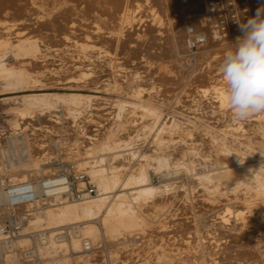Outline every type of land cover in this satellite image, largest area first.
Wrapping results in <instances>:
<instances>
[{
	"label": "bare ground",
	"instance_id": "obj_1",
	"mask_svg": "<svg viewBox=\"0 0 264 264\" xmlns=\"http://www.w3.org/2000/svg\"><path fill=\"white\" fill-rule=\"evenodd\" d=\"M218 1L219 0H188V3L184 5L182 0H0V52L7 48L9 49V47L11 46H14L13 48L16 47V50H18L19 56L23 58H29L33 60L40 58V55L42 54V48L39 43V39L41 40V38L32 36V33H30L31 35L25 33L23 32V30H20V28H30V23L31 26L38 24H47V27L51 26V28H54L55 18H58L59 22H61L62 24L60 30L61 32L59 34H61L60 37L63 36L62 41L65 42L64 46L70 48L73 47L75 48V50L77 49L75 52L78 51L79 53H82L84 55L92 51V42L89 40H91L93 37H96L95 39L100 38L102 40L106 38L104 40H108V43L110 40L112 44H109V46L111 45L114 48L115 45L113 46V43L116 45L120 44V47H122L121 50L125 49V51L128 48L129 40L133 36L136 37V34L139 36V41L140 39L144 42L155 41V44H157V42H164V44L168 47L167 52H165L168 56L171 57V60L173 58L176 66L175 68H177V70L181 72V74L190 73V75H188V78L185 77L187 78V83L186 81L184 83L188 84L187 86L189 87H195L194 92H192L193 90H190L192 92V97L194 100L191 102H194L195 106H197V104L204 105L209 109V111H211L214 115L218 116L222 120L228 119L230 122L235 124L237 123L238 125L241 120H237L234 118L233 113L227 103L226 83L220 73V66L222 64L225 53L234 47L233 44L236 42V38L243 35V33L239 30V23L246 22L248 18L253 17L256 13L257 8L261 5H264V0H240V2L239 0H226L231 3L230 5L232 7L228 9H233L234 12H232L235 15V17L233 15L234 18L229 14L230 11L228 12V15H230L232 18L226 14V11L224 12L226 4L223 8L218 4ZM215 6L217 8L221 7L222 13L224 14L223 20L225 22V29L227 32L225 37L216 41L213 40V33L210 23L211 18L215 19L218 17V14L215 11L211 12V8ZM210 12L212 14H210L209 16L208 13ZM56 24L58 23L56 22ZM61 24H59V28ZM139 26L142 31H140L139 29L138 30L142 33L138 34V32H136V28H139ZM191 27L197 32L206 35L209 40L207 47L201 53V57L199 58V61L201 60V62L198 65V68L194 71V73H196L194 75L191 70L192 65L190 64V50L188 46V29ZM32 32L34 33V31ZM77 33L84 36V38H82V40H80L79 42L83 43V40L85 39L86 41L91 43H75L74 40L76 41L77 38L74 37ZM78 36L79 35H77V37ZM107 36L109 37L107 38ZM50 38L52 43L57 38H59V36H51ZM43 40L41 41L43 42ZM101 41H97L98 45L99 43L101 44ZM45 42L47 41L45 40ZM57 42L58 41H56V44ZM149 42L147 44H149ZM94 44L96 45V43ZM104 45H107V43ZM111 46L109 47V49L111 48ZM99 47L100 46H98V49ZM70 48L69 50H71ZM99 50V52L102 53L101 49ZM108 51L111 52V50ZM108 51L106 50L107 55ZM72 53L73 52H71V54ZM73 54L76 55L77 53ZM94 54L96 55V53H93V55ZM102 54L106 53L103 52ZM1 56L2 55L0 54V78L1 80L4 79L6 82H12L9 84L10 88H8L16 89L17 87L24 88L29 86V84H31V82L35 78L33 77L34 71L24 65H11L9 62L2 58L3 56ZM89 56L92 57V54ZM105 57L107 60L106 55ZM75 60H77V58ZM109 62L111 61H108V64H110ZM95 65H97V63ZM153 66L154 65H152V68ZM96 67L97 66H95L94 68ZM168 68V66L163 67L161 65L158 67V70H149V73L146 76L142 77L140 75H136V78L152 79L154 83L151 89L154 90L160 83H164L163 80L167 78V76L164 77V74L170 71ZM82 70L84 71V69ZM88 71L86 70V72ZM176 71L174 70V73ZM90 72L92 73V71ZM160 72L161 74H163L162 76L159 75ZM51 73L54 75L53 72ZM91 73H89V75ZM178 73L176 72L175 76H177ZM156 74H158L159 76L154 77V75ZM171 74L172 73H170V75ZM172 76L171 78H173ZM178 76L182 77L180 76V73ZM50 77L51 76H47L48 79ZM96 77V79H98V76ZM56 78L58 77L56 76ZM56 80L58 81V79ZM86 80H83L82 78L83 82H88V80ZM96 81L94 82L96 83ZM166 81L167 80L165 79V82ZM44 82H46V80ZM115 85L118 86L117 84ZM165 85L166 87H169L167 86V84H164L163 86ZM158 87H160V85ZM141 89H137L134 92V97L141 99L140 105L130 102L131 104L130 106H128V110L127 104L129 103H118L116 105L117 112L115 111V113L117 120L120 121L124 117L125 113H127L126 121L121 122L118 125V130L116 132L112 130L104 134L103 141L99 145L97 144L98 146L96 147L91 146L93 137L88 133L87 123L90 118L82 115L83 112L80 113L78 109L73 110L69 108L67 110L69 116L68 118L70 119V121L68 120V118L66 119V121L68 120L69 122L67 121L68 123L65 125L64 129H62V133L64 134V136L62 137L59 134L60 136L58 139H46L45 136L40 135L41 133L35 134L32 126L27 125V123V126H24L25 129L22 128L20 122H31V120H33L34 118L35 109H52L53 106L50 102V99L52 97L56 98V100L58 99L65 101L72 106H77L83 102H97L101 99L100 97L82 94H70L67 96H61L58 94L47 93L23 96L24 107L18 110V121L15 122L14 126L15 129L21 128L24 129V132H29V139L24 138L26 135L22 137V134L20 133L21 135H18V139L7 140V149L4 147L6 150H2L3 148L1 149L2 143L0 142V173L3 169L12 171L13 169H18L23 166L26 168H31V171L36 176L41 174L43 178L50 177L55 172V169L53 168V159L57 158V153H59L63 156L64 160H73L80 170L84 171L87 176L91 177L93 183L98 188L99 193L97 197L85 198L80 203L63 202L64 200L61 198H45L39 199L33 204H27L19 207L20 209H27V211L30 213L33 211L34 206H40V203H43V205H47L43 212L27 215L28 218H32L30 220V227H33L34 229L46 230L51 235L50 245L47 248L41 250L43 258L49 262L48 264H53L55 259L60 256L62 257V264H74L71 261V258L68 257V255L76 256L74 258L77 259L76 264L83 263L86 257L91 258V253L87 256L80 254L82 250V242L80 239L73 238L71 242L69 241L64 243H58L54 239V233L56 231L66 226L78 224L80 226V231L84 235V237L90 239L93 247L92 252L95 249L103 248V239H105L108 243H115L116 247L118 248L114 249L113 251L111 250V255L115 258V264H264V167H262L261 164H248L241 169H230L229 165V168L225 166L227 169L224 167L226 170L219 173L218 177L216 178L212 176L213 174H204L201 176V178H199L200 176L198 178L196 177L197 179L202 181L203 185V187L199 190L201 191V189H204L210 195V197H208V194L206 195L208 198L202 196L204 198L202 200L200 199L199 201L198 198L200 197L198 196L203 195V193L205 192L203 191L201 195L197 194L198 196L195 195V197L197 196L196 200L198 201L196 202L194 200L197 209L195 211L196 214L194 213L196 216L193 214V209L195 208H193L192 204L189 202V196L187 197L184 195L182 197V195H172V197H181L178 199H181L180 203L182 207H180L182 208V210H184V212H186V217L180 218L181 215L179 216V214H177L176 217H179L180 219H176L174 215L176 220L172 221L174 217L172 219L169 217L171 221H168L169 219H167L168 222H161L157 227H154L152 226V224H150V222L148 221L149 218L147 216L148 214H150L149 205L155 202L156 198L159 195L163 194L164 196V194L169 193L171 190V185H153V180L151 179L147 167L145 166L146 164H143V161L151 158L152 162L154 160L158 165V169H168L173 162V159H170L169 157L174 156L175 158V156H179L181 157L180 159L182 161H180L179 158L178 160L181 163L179 164L178 161L177 164L175 162L176 159L174 160L175 163H173L177 164V167H179L180 165H182L183 168L185 167L187 174H189L191 173V171L193 172L192 169H194L195 164H198L199 166L200 163L198 162L202 161L203 159L205 160V158H207L209 155H207L206 157L205 154H201L200 152H198L200 149L197 148V146L199 147V140L198 142L194 140L195 142L193 144H195V146H193V144L188 145L187 143H190L192 141L189 142L185 140L187 141V146L181 147V144L178 143L179 146L176 147L175 140L177 138L174 137L176 136L174 132H176L178 129H181L182 133L184 131L188 134V137L192 138L194 135H196L194 134V128L191 126H187L189 128H182V123L177 122L175 119L169 124L165 123L162 126L158 127L162 119V112L160 110V106H162V103L151 98L144 99L142 96L143 90ZM184 89L185 88H183V90ZM97 90H99L98 87ZM167 90H172V95L173 93H175L173 92V89H170V87L169 89L167 88ZM172 95L170 94L169 96ZM168 100L170 101V99ZM115 113L113 112V114ZM137 117H141V119L151 117L154 119L156 128L151 131L150 135H153L154 140L152 142V147L155 152L151 154H145L144 156L142 155L143 157L140 163H138L133 168L131 167L128 176L126 178H123V176H125V174L123 175V172L127 171L129 167L128 162L136 160V158L139 157L137 156V152L132 151L135 140L133 142V138H124L127 127H129L130 124L133 125L137 120ZM53 118L55 119L56 117ZM250 119H253L252 121L256 119L260 122V124H263L264 114L253 115L247 121H249ZM254 122L256 123L257 121ZM47 124L50 125L49 122ZM62 125L53 124L46 131H49L50 134H56L57 128L59 126L61 127ZM131 127L134 128L135 124ZM147 129L148 128L145 127L144 132H146ZM62 130L60 129L59 132L61 133ZM238 130H240V124ZM144 132L143 135L145 134ZM263 132L264 130H261V132L254 136V138L250 137L251 139H248V145L257 144L264 146ZM46 136L48 135L46 134ZM185 138L187 139V137ZM188 140L191 139L188 138ZM18 142L20 143L19 146L16 145ZM218 145L220 146V144ZM243 145L246 144L243 143ZM223 147L222 148L225 150L224 145ZM212 148L215 149L216 146L215 148L212 146ZM222 148L218 147L215 150L217 152V149ZM213 149L210 148L211 151H213ZM186 172L184 174H186ZM163 177L165 179H175L176 177H178V172H167V174H165ZM24 179L25 176H22V183L27 182V180ZM215 179L218 180V184H214L213 181ZM229 179L233 180V183L230 185V188L228 190H224L222 188L223 184L221 183V181ZM199 180L198 182L200 183ZM119 189H121V192L118 193L117 191ZM193 192H195V190ZM194 194L195 193H193V195ZM218 195H223L225 196V198L227 197L226 199H224L226 201L233 200L236 201V203L238 202L239 206L237 205V208H233V206L231 205V208H233V212L229 208L223 209L224 211H222V213H220L215 219L218 224L217 228H215L216 226L213 227V230H207L208 228H198L196 225V217H198L197 215L199 213L202 214L203 210L206 209L207 206L205 202H209L210 204L216 203L217 205V200L220 201L221 199V197L220 199H218ZM160 197L162 196H159V198ZM175 198L176 197H173V199ZM222 201L223 200H221L220 202ZM228 202L230 203V201ZM153 205L155 204L153 203ZM40 207H42V205ZM210 207H208V210L212 211ZM178 211L180 213L179 208ZM172 213L174 212L172 211ZM189 215H191V217H188ZM233 224L240 227V234L238 233V231V234L230 233L233 232V230L231 229ZM209 226L211 227L212 225L210 224ZM135 233L139 237L137 242L131 240ZM27 234L28 232H26L25 235ZM30 244L31 243L28 236H24L18 241V245L20 247H28L30 246ZM58 251H62V254L59 255ZM93 261L95 260H92V262ZM13 262L14 261L12 259L7 260V264H13ZM87 262H89V260H87ZM90 262L89 264H92Z\"/></svg>",
	"mask_w": 264,
	"mask_h": 264
},
{
	"label": "rangeland",
	"instance_id": "obj_2",
	"mask_svg": "<svg viewBox=\"0 0 264 264\" xmlns=\"http://www.w3.org/2000/svg\"><path fill=\"white\" fill-rule=\"evenodd\" d=\"M218 2H219L218 4L223 8L225 7V4H226V7L224 8L225 9L224 12L226 11V14L228 15V12L230 11L229 14L233 17V15H234L233 9H228V8L232 7L230 5L231 3H229L226 0H219ZM239 2H240V0H239ZM241 2H243V1H241ZM244 11H247V10H244ZM230 15H228V16H230ZM234 17H235V15H234ZM245 17H246V15H245ZM33 18H35V17H33ZM55 21L58 24H56ZM59 24H61V22H59L58 18H55L54 19V26H55L54 28L53 27L51 28V26L47 27V24H43V25L38 24L39 27H38V25H34V24H33L34 26H31V23L29 24L30 28L29 27H26V28L24 27L23 29L20 28V30H23V32L28 33V34L32 33V36L39 37V38H41V40H43V38H44L43 42L39 39V43H40L41 48H42L41 49L42 54L40 55V58H38L36 60L29 59V58H23V57L19 56V52H18V50H16V47L13 48L14 46H11V47H9V49L7 48V49L2 50L0 52V54L3 56V57L2 56L1 57L3 59H5L7 62H9L11 65H15V66L24 65V66L28 67L29 69H31L35 72V73L33 72V77H35L34 80L32 81L33 83L31 82V84H29V86L24 87V88L17 87L16 89H13V88L9 89L10 88L9 84L12 82H8V81L6 82L4 79L1 80V78H0V142L2 143V147H1V149L3 148L2 150H4L6 148V146H7L6 144H7L8 139H18V135L20 136L21 134H22V137L26 135L24 138L29 139L28 138L29 132H24V129H25L24 126L26 127L27 125L32 126V129H33L35 134L41 133L40 135L45 136L46 139L47 138L48 139H58L60 135L63 137L64 134L62 133L63 132L62 129H64L65 125L70 121V119L68 118L69 116H68V111H67L69 108L73 109V110L78 109L80 111V113L83 112L82 115H85L87 118H90L88 123H87L88 133L91 134L93 137V142H92L91 146L96 147L103 141L104 134H106L108 131H112V130L114 132H116L118 130V125L121 122L126 121V114L127 113H125L124 117L120 121L117 120L116 113H115V111L117 112V106L116 105L118 103H123V104L129 103V104H127V110L129 109L128 106H130L131 103H136V104L140 105L141 99L134 97V92H135V90H137V89L140 90L142 88L141 89V90H143L142 96L144 99L151 98L153 100L155 99L156 101H159L162 103L161 104L162 106H160V110L162 112V119L160 121L161 124L159 123L158 127L162 126L165 123L169 124L175 119L177 122L182 123V125H183L182 128L187 127V126H189V127L191 126L196 131V132L194 131V134H196L197 136L194 135L193 137L197 138V139H194L193 137L192 138L188 137V134L185 133L184 131L182 133L181 129H180L181 131L179 129L176 131L178 133L174 132V134L176 135L174 137L177 138L175 140L176 147L179 146L178 143L181 144L180 145L181 147L182 146L185 147V146H187V144L190 145V144H193L195 141L198 142V140H199V142H198L199 147L196 145L198 149L200 148L198 152H200L201 154H205L206 157H207V155H209L207 158H205V160L203 159L202 161L198 162V163H200L199 166H198V164H195L194 169H192L193 172L191 171V173H189V174H187L186 168L184 167L185 168V170H184L182 165H180L181 167L179 166L180 168L177 167L178 166L177 164L179 161L178 158L179 159L181 158L179 156H175V158H174V156L169 157L170 159L171 158L173 159V162L176 159L175 162L177 164H174L175 162L174 163L172 162L173 165L171 164V166L168 169L167 168L166 169L165 168L158 169V165L156 164V162L154 160L152 162L151 158L146 159V161H143V164L144 165L146 164L145 166L147 167V170L151 176V179L153 180L152 181L153 185H155V186H163L164 184L171 185V190H170L171 194L169 192V193L164 194V196H163V194L159 195L162 197L159 198V196H158L156 198L155 202H153L155 205H153V203L149 205L150 214H148L147 216L149 218L148 221L150 222V224H152V226L157 227L161 222L171 221V219L174 217V215L176 217L177 214H179V216L181 215L180 218L186 217L185 216L186 212H184V210H182V208H181L182 207L181 203H180L181 199H178L181 197L173 196V197H176L175 199H173L172 195H178V196L182 195V197L184 195L187 197L189 196L188 197V199H190L189 202L192 204L193 208H195V209H193L194 210L193 214L195 213V211L197 210L195 201L198 202L200 199L202 200L204 197H206V198L210 197V195L206 192V190L201 189L202 192L199 190L200 188L203 187L202 181L197 179L199 176H200L199 178H201V176L204 174L205 175L206 174L207 175L213 174L212 176L214 178H216V177H218L219 173L224 172L229 167H230V169H241V168L245 167V165H248V164H259V165L261 164V166L264 167V146L263 145H257V144L248 145L249 144L248 139L250 137L254 138V136H256L258 133H260L261 130H264V123L260 124V122L256 119L254 120V121H257L256 123L254 121H252L253 119H250L249 121H252V122H249V121H247L248 119H246V120L241 121L242 124H241V122H239L237 125V123L236 124L232 123L228 119L222 120L218 116L214 115L211 111H209V109L206 108V106H204V105L197 104V106H195L194 102H191V101H194L193 97H192V92H194L195 87L194 86L189 87V86H187L188 84H186L188 75H190V73L189 74L188 73L187 74L182 73L183 75H185V76H183L181 74V72H179L177 70V68H175L176 66H175V62H174L173 58L171 60V57L168 56L166 53L168 47H167V45L164 44V42H157V44H155L156 43L155 41H150V42L148 41L149 44H147L148 42H144L141 39L139 41V36L136 34L135 35L136 37L133 36L129 40L128 48L125 51V49L121 50L122 47H120V44H117L118 45L117 46L114 43H113V46L115 45V48L110 45L111 48L109 49V47H110L109 44H112V42H110V40L108 43L107 42L108 40H104L106 38H104L102 40L100 38L95 39L96 37H93L92 39H94V40H92V39L89 40L92 43L86 41L85 39L83 40L84 41L83 43H86V42L89 44L91 43V45L93 47L91 52H88L87 54H85L86 55V57H85L84 54L79 53L78 51L75 52L77 49L75 50V48H73V47L70 48V47L64 46L65 42L62 41L63 36L60 37L61 34H59L61 32L60 30H61L62 24L60 25V28L58 27ZM40 26L42 27V29L43 28L44 29L42 30ZM27 29H29V30H27ZM138 29L140 31H142L140 29V26H139V28L138 27L136 28V32H138V34L142 33ZM41 30H42V32H41ZM32 31H34V33ZM33 34H35V35H33ZM48 34L49 35L51 34V35L49 36ZM57 35L59 36V38H57L54 42L51 43L50 37L51 36L52 37L53 36L58 37ZM77 35H79V36L77 37ZM108 37L109 36H107V38ZM74 38H77L76 41L74 40L75 43L81 44L82 42H79V41L82 40V38H84V36L77 33ZM45 40L47 42H45ZM96 40L98 42H100L102 40L101 44L99 43V45H98ZM56 41L59 42V43L57 42L58 45L56 44ZM103 41H105L107 43V45H104L106 43ZM94 43H96V45ZM94 45L96 46V48ZM98 46H100L99 49H101V52L102 53L105 52L106 54L100 53ZM101 47H103V48H101ZM64 48H66V49H64ZM69 48L72 51L69 50ZM116 48H117V50H116ZM61 50H62V52H61ZM66 50H69V51H66ZM106 50L107 51L111 50V52L108 51V55H107ZM70 51L73 53H77V54L75 55L72 53L73 54L72 55ZM67 52H69L70 54ZM92 52L96 53V55L95 54L93 55ZM115 52H116V54H115ZM89 53L92 54V57L89 56V55H91ZM201 53L194 56L189 51V59H190V64L192 65L191 70L193 72V75L196 74V73H194V71L198 68V65L201 62V60L199 61V58L201 57ZM110 54L111 55L113 54L112 55L113 57ZM105 55L107 56V60H106ZM74 56L77 58V60H75L76 58ZM78 56H79V59H78ZM109 56L112 58H110ZM117 56H118V58H117ZM148 60H150V61H148ZM108 61H111V62H109L110 64H108ZM96 63H97V65H95ZM151 63H152V65H154L153 68H152ZM75 64H76V67H75ZM147 64L149 67L147 66ZM161 65L163 67L168 66L169 67L168 69L170 71L165 73L166 75L164 74V77L167 76V78H165L167 81L165 82V79H164L163 80L164 83L159 84L160 87H158L159 86L158 85L157 86L158 88L156 87V89L152 90L151 88L153 87V83H154L152 79H150V78H148V79L136 78V75H140L142 77L146 76L149 73V70H151V71H152V69H153V71L158 70V67ZM91 66L93 67V70H92ZM95 66H97L98 68L99 67H101V68H99V70H98L97 67L94 68ZM156 66H158V67H156ZM154 67H155V69H154ZM171 68L172 69L174 68V69L172 70ZM82 69H84V71ZM94 69L97 71H95ZM86 70L87 71L89 70V71L86 72ZM174 70L175 71L177 70L176 72L177 73L179 72L180 76H182V77L178 76L179 73L177 74L178 77L175 76L176 72L174 73ZM50 71L53 72L54 75ZM90 71H92V73ZM169 72L172 74L170 75ZM69 73H71V74H69ZM89 73H91L90 75H92V74L93 75L90 76ZM76 75L77 76L82 75V76L77 77ZM159 75L162 76L163 74H161V72H160ZM159 75L156 74V75H154V77H158ZM172 75H174V76H172ZM47 76L48 77L51 76L49 78L50 80L47 78ZM52 76H55V77H52ZM56 76L58 78H56ZM96 76H98V79H96L97 78ZM99 76H100V78H99ZM171 76L173 78H171ZM91 77H92V79H91ZM183 77H184V79H183ZM185 77H187V78H185ZM43 78L46 80V82H44L45 80ZM82 78H83V80L87 79L88 82H85V81L83 82ZM169 78H171V79H169ZM179 78L181 79V81ZM56 79H58V81ZM94 79H96L98 81H96ZM94 81H96V83ZM185 81H186V83H184ZM93 82L95 83V85ZM114 83L117 84L118 86H116ZM164 84H167V86H169L170 89H173L174 90L173 92H175V93H173V95H172V90L168 91L167 88L169 89V87H166V85L163 86ZM87 85H88V87H87ZM181 85H185V86H181ZM97 87L99 90H97ZM114 87H116V88H114ZM163 87H164V89H163ZM183 88H185L186 90L185 89L183 90ZM190 90L191 91L193 90V91L191 92ZM169 92H171V93H169ZM184 92L188 93V94H185ZM43 93L58 94L61 96H67L70 94L94 95V96L100 97L101 99L99 101L93 102V103L83 102V103L79 104L80 106L79 105L72 106L69 103H66L65 101L58 100V99L56 100V98L52 97L53 99L52 98L50 99V102L53 106L52 109H48V108H46L44 110L43 109H35L34 112L36 115L34 114L33 120H31V122L21 121L20 124L22 125V128H24V129H21V128L15 129L14 124L16 121H18V117H17L18 116V110L22 109L24 107L23 96L31 95V94H43ZM157 93H158V95H157ZM163 94H165V95H163ZM168 94L169 95L171 94L173 96V98H172V96H169ZM187 95H189V96H187ZM170 97L172 98V100ZM188 97H191V98H188ZM167 98L170 99V101ZM61 101H62V103H61ZM69 105H70V107H69ZM192 106H193V108H192ZM39 110H41V111H39ZM113 112L115 114H113ZM66 114H67V116H66ZM53 117H56V118L54 119ZM67 118L69 120V121L67 120L68 122L66 121ZM136 119L137 120L134 123L135 127L134 128L131 127V126H134V124L133 125L130 124V126L127 127V129H126L127 134L125 133L124 138H126V139L127 138H133V142L135 140V142H134L135 145L133 144V150L132 151L137 152V156H139V157H137L138 159L136 158V160L128 162L129 167H128L127 171L123 172V175L125 174V176H123V178H126L128 176V174L130 173L131 167L133 168L138 163H140V161L142 160V157L145 154H151V153L155 152L153 147H152V142L154 140L153 135H150L151 131L154 130V128H156L154 119L151 117H146L143 119H141V117H137ZM22 122L24 123V125ZM48 122L50 123V125L47 124ZM26 123H27V125H26ZM52 123L57 124V125H62V124H64V125H62L61 127L59 126L57 128L56 134H50V132L46 131V130H48V128L51 125H53ZM239 124H240V130H238ZM145 127L148 128L146 132H144ZM189 127H187V128H189ZM236 128H237V130H236ZM17 129H18V132H17ZM60 129L62 130L61 133L59 132ZM220 131H222V132H220ZM45 132L49 137L46 136ZM143 132L145 133L144 134L145 136L143 135ZM98 133H100V134H98ZM182 135H183V137H182ZM94 136H95V138H94ZM54 137H57V138H54ZM185 137H187V139ZM146 138H147V140H146ZM181 138H184V139H181ZM188 138L191 140H188ZM199 138L202 140V142ZM75 139H77V138H75ZM185 140H187L189 142L192 141V142L186 144L187 141H185ZM211 141H212V144H211ZM204 142L206 145L204 144ZM213 143L214 144L217 143V144L214 145ZM243 143L246 145H243ZM19 144L20 143L18 142L16 145L19 146ZM218 144H220V146ZM223 145L225 146V150L227 149L226 151L223 149L224 148ZM193 146H195V144H193ZM212 146L214 148H215V146H216V148H218V147H221V148L223 147V148L217 149V152H216V150H215L216 148L213 149ZM210 148L213 149V151H211ZM201 150H203V151H201ZM57 155H58L57 158L53 159V161H54V165H53L54 167L53 168L54 169L56 167L57 162L61 165L62 164L63 165L70 164V163L76 164L73 160H66V159L64 160L63 156L59 153H57ZM180 161H182V160L180 159ZM180 161H179V164L181 163ZM246 161H248V162H246ZM174 165H176V166H174ZM196 165H197V167H196ZM225 166H227V168ZM232 166H233V168H232ZM31 170H32L31 168H26L23 166L18 168V169L17 168L13 169L12 171H7V170L3 169L0 173V183L7 185L9 180L21 182L22 176H25L24 180H27V181H37V180H40L43 178V176L41 174L36 176ZM173 170L178 172V177H176L175 179H165L163 177L165 174H167V172H174ZM185 172H186V174H184ZM190 175L192 176V178ZM89 180L92 182V184H94L91 177H89ZM198 180L200 181V183L198 182ZM213 182H214V184L215 183L218 184L217 179H215ZM221 183L223 184L222 188L224 190H228L230 188V185L233 183V180H230V179L229 180H223V181H221ZM172 186H174V187H172ZM95 187H96V185H95ZM194 190H195V192H193ZM197 190H198V192H197ZM203 191L205 193H203ZM117 192L118 193L121 192V189H119ZM183 193H185V194H183ZM193 193H195V194L193 195ZM201 193H203V195H201ZM98 194L99 193H98V188H97V195H93L90 198H95L98 196ZM197 194L201 195V196H198ZM207 194H208V197L206 196ZM195 195L200 197V198H198V201L196 200L197 196L195 197ZM202 196H204V197H202ZM218 196H219V198L218 197L217 198L220 199V197H221L220 201L221 200H223V201L220 202L219 200H217V205H216V203L210 204L209 202L208 203L205 202V204L207 206L206 209L204 208L205 210H203L202 214L199 213L197 215L198 217H196V225L198 228L199 227L204 228V229L208 228L207 230H213V227H215V226H216L215 228H217L218 224H217L215 219L218 217V215L220 213H222V211H224L223 209L229 208L230 210H232L233 208H235V207L237 208L239 206L238 202L236 203V201L228 200V201H230V203H229L228 201L224 200L227 197L225 198V196H223V195L222 196L218 195ZM193 197H195V198H193ZM70 202L71 203H80L81 201H70ZM176 202L178 203V205ZM218 202H219V204L220 203L221 204L219 205ZM160 203H161V205H160ZM175 203H176V205H175ZM39 205L40 206L42 205V207L34 206L33 211L30 213L25 208H21V209L18 208L17 212H19L23 216H27V215L33 214V213L43 212L47 205H43V203H40ZM174 205H175V211H174ZM231 205L233 206V208H231L232 207ZM208 207H210L212 209V211L211 210L209 211ZM178 208L180 210V213L178 211ZM25 210H26V212H25ZM234 210H236V209H234ZM172 211L176 214L172 213ZM182 212H183V214H182ZM232 212H233V210H232ZM171 214H172V216H171ZM175 217L172 219V221L179 218V217L178 218L176 217V219H175ZM188 217H191V215H189ZM213 218H214L215 222H214ZM30 219H32V218L30 217ZM167 219H169V220L167 221ZM208 221L212 225L211 226L212 229L209 226L210 224ZM229 228H231V227H229ZM236 228H238V229H236ZM231 229L233 230V232H230L232 234H238V233L240 234L241 233V229L237 225L233 224ZM32 230H34L33 227H27L26 226L24 232L26 233V232H30ZM237 231H238V233H237ZM53 232H55V231H53ZM135 235H136V233L134 234V236L131 240L134 242H137L139 237L137 235L136 236ZM228 240H230V239H228ZM205 242H207V241H205ZM109 243L106 242L105 239H103V244H102L103 248L95 249L93 251L94 253L93 252L91 253L92 257L91 258L89 257L90 259L88 257H86L85 260L83 261V263H81V264L88 263L87 260H89V262L91 261L90 263H92V264L94 262H95L94 264H96V262H97V264H113V262L115 261V258L111 255V250L113 251L114 249H116L118 247H116L115 243L114 244L113 243L109 244ZM94 256L96 257V259ZM68 257L71 258V261L74 264H76L77 259H74L76 257L75 255L74 256L68 255ZM61 258H62L61 256L56 258L53 264H59V263L62 264ZM92 260H95V261L92 262ZM114 264H115V262H114Z\"/></svg>",
	"mask_w": 264,
	"mask_h": 264
},
{
	"label": "built area",
	"instance_id": "obj_3",
	"mask_svg": "<svg viewBox=\"0 0 264 264\" xmlns=\"http://www.w3.org/2000/svg\"><path fill=\"white\" fill-rule=\"evenodd\" d=\"M182 1L184 5L188 3V0ZM213 11L218 14L217 18L210 20L213 40L216 41L225 37L227 32L221 8L215 6L211 8V12ZM211 12L208 13L209 16ZM188 34L191 54L196 56L203 52L209 43L207 36L192 27L188 29ZM93 195H97V188L85 172L73 163L61 165L57 162L52 176L37 181L22 183L9 180L7 185L0 183V264H7L8 259H12L13 264L49 263L43 258L41 250L50 245V233L46 230L34 229L25 235V228L30 227L31 219L17 212L19 207L45 198H61L63 202H82ZM24 236L30 239L31 244L28 247L18 245L19 239ZM73 238L82 242L81 255L87 256L92 253L91 241L84 237L78 224L63 227L54 233V239L58 243L71 242ZM58 252L59 255L62 254V251Z\"/></svg>",
	"mask_w": 264,
	"mask_h": 264
},
{
	"label": "clouds",
	"instance_id": "obj_4",
	"mask_svg": "<svg viewBox=\"0 0 264 264\" xmlns=\"http://www.w3.org/2000/svg\"><path fill=\"white\" fill-rule=\"evenodd\" d=\"M239 30L243 35L225 53L220 73L227 103L234 118L242 121L264 114V5L240 22Z\"/></svg>",
	"mask_w": 264,
	"mask_h": 264
}]
</instances>
